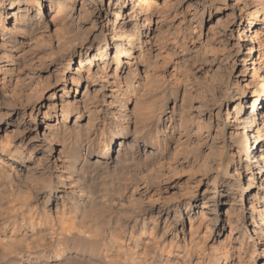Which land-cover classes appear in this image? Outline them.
<instances>
[{
    "label": "clouds",
    "instance_id": "1",
    "mask_svg": "<svg viewBox=\"0 0 264 264\" xmlns=\"http://www.w3.org/2000/svg\"><path fill=\"white\" fill-rule=\"evenodd\" d=\"M0 264H264V0H0Z\"/></svg>",
    "mask_w": 264,
    "mask_h": 264
},
{
    "label": "bare ground",
    "instance_id": "2",
    "mask_svg": "<svg viewBox=\"0 0 264 264\" xmlns=\"http://www.w3.org/2000/svg\"><path fill=\"white\" fill-rule=\"evenodd\" d=\"M70 227L75 228V223L73 222V224Z\"/></svg>",
    "mask_w": 264,
    "mask_h": 264
}]
</instances>
